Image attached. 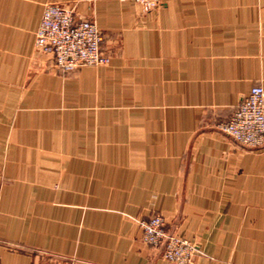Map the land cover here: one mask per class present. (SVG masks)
<instances>
[{"label":"crops","instance_id":"obj_1","mask_svg":"<svg viewBox=\"0 0 264 264\" xmlns=\"http://www.w3.org/2000/svg\"><path fill=\"white\" fill-rule=\"evenodd\" d=\"M48 3L94 18L108 64L61 72L35 47ZM264 86V0H0L2 264H264V146L221 129Z\"/></svg>","mask_w":264,"mask_h":264},{"label":"built area","instance_id":"obj_2","mask_svg":"<svg viewBox=\"0 0 264 264\" xmlns=\"http://www.w3.org/2000/svg\"><path fill=\"white\" fill-rule=\"evenodd\" d=\"M99 1V0H91ZM141 4L150 11L159 7L161 0H121ZM104 35L97 22L78 17L75 8L59 3L45 5L35 36V47L50 55L61 72H72L84 65L108 64L111 56L102 48ZM221 129L234 141L251 148L264 146V86H253L239 103L232 116L221 124ZM143 239L161 249L166 260L178 264H192L196 253L193 241L169 231L165 217L153 215L140 220ZM77 258L54 260L45 264H79ZM0 264L2 259L0 257Z\"/></svg>","mask_w":264,"mask_h":264},{"label":"rangeland","instance_id":"obj_3","mask_svg":"<svg viewBox=\"0 0 264 264\" xmlns=\"http://www.w3.org/2000/svg\"><path fill=\"white\" fill-rule=\"evenodd\" d=\"M94 2H96V1H94ZM63 5V4H62ZM70 7H72V6H70ZM75 12H76V14H77V16L78 17H82L83 18V16H80L78 13H77V11L75 10ZM84 18H87V17H84ZM88 19H91V20H94L95 22H96V20L94 19V18H88ZM99 26V25H98ZM76 71V70H75ZM74 72V71H73ZM171 232V231H170ZM173 233V232H172Z\"/></svg>","mask_w":264,"mask_h":264}]
</instances>
